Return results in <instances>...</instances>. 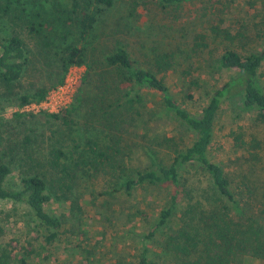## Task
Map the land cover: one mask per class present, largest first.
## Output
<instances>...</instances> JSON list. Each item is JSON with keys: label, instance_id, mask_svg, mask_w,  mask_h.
Listing matches in <instances>:
<instances>
[{"label": "rangeland", "instance_id": "rangeland-1", "mask_svg": "<svg viewBox=\"0 0 264 264\" xmlns=\"http://www.w3.org/2000/svg\"><path fill=\"white\" fill-rule=\"evenodd\" d=\"M55 1L22 3L29 11L49 13ZM118 43L139 65L149 68L157 55L171 56L173 66L166 77L172 97L198 114L213 88L236 76L235 72L216 70L220 54L228 48L242 53L262 50L264 0H193L181 6H165L152 0H115L97 29L80 43L89 47L98 63L84 88L87 105L70 117L72 133L63 119L51 118L46 113L22 112L16 103L0 104V134L5 159L13 170L6 187L18 190L21 174L27 171L45 175L51 196L46 210L62 221L60 230L47 231L37 227L35 215L27 206L0 200V257L6 256L4 260L9 264H21L19 259L23 256L26 264H138V256L145 247L152 264L180 263L177 255L165 250L166 241L174 232L172 223L144 240L168 206L172 186L146 184L127 196L112 192L109 177L95 175L88 167L79 170L72 165L73 161L67 162L72 175L50 166L54 148L71 153L89 137L103 143H109L113 137L119 139V160L123 159L133 172L152 163H169L176 148L192 143L193 135L186 126L168 115L160 98L149 93L147 101L134 108L124 101L126 109L120 122L104 120L101 105L94 98L112 78L118 80L115 68L108 67L105 61L106 54L114 51ZM36 62L38 69H30L15 90L50 87L57 81L52 77V69L40 68L39 58ZM87 70L86 66L80 84L87 79ZM258 82L264 87V63ZM239 100L238 96L232 97L218 111L209 158L224 168L235 185L242 181L254 185L264 200V120L244 109ZM23 113L25 116H17ZM26 139H30L28 143ZM182 170L176 220L186 212L189 217L190 209L199 203L211 208L208 200L216 198L209 177L199 164ZM233 212L236 218L241 214L237 208ZM257 219L264 224V207ZM51 233L55 237L48 241ZM237 256L240 260L233 264H264L250 255Z\"/></svg>", "mask_w": 264, "mask_h": 264}, {"label": "trees", "instance_id": "trees-1", "mask_svg": "<svg viewBox=\"0 0 264 264\" xmlns=\"http://www.w3.org/2000/svg\"><path fill=\"white\" fill-rule=\"evenodd\" d=\"M152 1L165 6H181L193 0ZM114 4L115 0H68L66 4L56 0L52 3L51 12L45 13L40 10L29 11L22 0H0V89L3 90L0 91V104L4 102L8 106L16 103L22 108L41 102L51 89L64 83L71 67L87 66V79L81 83L82 86L79 85L73 105L60 114L48 115L63 119L72 133L70 124L73 120L70 117L87 105L84 88L98 63L90 54L89 47L80 43L92 35L100 19ZM29 43L36 47L37 52ZM262 47V50L245 53L225 49L216 61V70L235 72L236 76L224 81L221 86H215L207 104L200 113L194 114L172 97L166 77L167 70L173 66L171 56L157 55L156 62L151 63L153 67L149 68L139 65L132 54L118 43L114 51L105 56L107 66L117 71L118 80L112 78L104 91L94 98L101 105L100 112L102 117L105 116L104 120L109 123L120 122L126 109L123 102L134 108L147 101L146 94L149 93L160 98L163 110L168 115L186 126L193 135L192 143L176 148L169 163H152L148 168L133 172L123 159L119 160L122 156V150L120 152L116 147L119 139L113 137L109 143H103L89 137L80 141L71 153L54 148L50 166L72 175L67 162L73 161L72 165L79 170L88 167L95 175L109 177L112 192L127 196L146 184L172 186L174 190L168 206L161 211L159 220L144 240L152 238L172 223L174 232L167 239L165 250L177 255L179 264H233L239 262V253L264 263V224L257 219L263 214L264 200L260 198L261 193L246 181L235 185L224 168L209 158L218 111L229 99L238 96L244 109L257 113V117L264 120V87L258 82L264 63V45ZM38 58L40 68L52 69V77H56L57 81L50 87L20 92L15 90L26 73L38 67ZM161 72L164 74L160 75ZM17 116H25V113ZM29 140L26 139V142ZM3 142L0 134V200L30 208L37 227L47 231L60 230V218L46 210L51 196L45 175L27 171L25 175L21 174L18 190L6 187L7 177L13 170L5 159L7 155ZM28 156L32 159L31 154ZM193 163L199 164L207 173L216 198L208 200L211 208L203 202L193 208L188 204L190 216L186 217V212L184 217L176 220L174 212L181 201L182 168ZM235 208L241 213L237 218L233 212ZM54 237L55 233H51L47 240ZM4 258L6 256L1 255L0 264H9ZM19 261L26 264L24 256ZM138 264H152L146 247L138 256Z\"/></svg>", "mask_w": 264, "mask_h": 264}, {"label": "built area", "instance_id": "built-area-1", "mask_svg": "<svg viewBox=\"0 0 264 264\" xmlns=\"http://www.w3.org/2000/svg\"><path fill=\"white\" fill-rule=\"evenodd\" d=\"M85 66H73L67 72L62 85L50 90L47 97L41 102H34L21 108L22 112L31 114H58L69 108L80 85Z\"/></svg>", "mask_w": 264, "mask_h": 264}]
</instances>
